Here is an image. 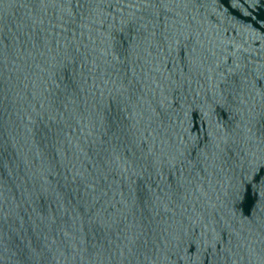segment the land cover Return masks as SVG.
I'll return each instance as SVG.
<instances>
[{
	"label": "water",
	"instance_id": "1",
	"mask_svg": "<svg viewBox=\"0 0 264 264\" xmlns=\"http://www.w3.org/2000/svg\"><path fill=\"white\" fill-rule=\"evenodd\" d=\"M0 264H264V0H0Z\"/></svg>",
	"mask_w": 264,
	"mask_h": 264
}]
</instances>
